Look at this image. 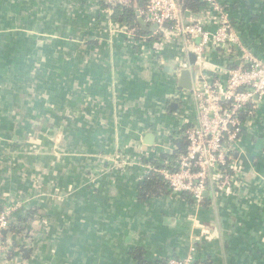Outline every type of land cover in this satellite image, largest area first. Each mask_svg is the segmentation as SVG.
Listing matches in <instances>:
<instances>
[{"label":"crops","instance_id":"1","mask_svg":"<svg viewBox=\"0 0 264 264\" xmlns=\"http://www.w3.org/2000/svg\"><path fill=\"white\" fill-rule=\"evenodd\" d=\"M220 1L242 44L264 59V0ZM0 8V24L7 28L0 33V83L12 94L0 114L19 111L14 127H0V201L31 197V205L44 198L37 204L43 221L31 233L37 246L30 258L14 251L12 259L0 257V264H136L129 254L133 247L142 248L147 261L173 253L182 258L192 238L214 264H264V189L259 205H250V197H226L192 211L181 198L136 202L144 169L135 154L140 148L169 152L171 133L191 109L181 99L169 104L180 91L170 61L182 58L190 65L191 52L184 54L179 40L163 43L164 62L157 60L153 39L131 46L101 0H5ZM206 59L211 71L224 62L214 54ZM195 62L196 57L194 75ZM16 68L22 77H8L6 71ZM29 115L42 135L34 142L38 155L32 163L26 160L29 149L23 154L24 143L15 137L20 132L24 138L20 126ZM149 134L152 146L144 143ZM13 144L23 145L21 151L15 153ZM115 155L130 157L117 167ZM235 158L264 177V169L251 165L258 159L264 168V101ZM88 171L94 191L86 190ZM10 240L2 241L6 250Z\"/></svg>","mask_w":264,"mask_h":264},{"label":"built area","instance_id":"2","mask_svg":"<svg viewBox=\"0 0 264 264\" xmlns=\"http://www.w3.org/2000/svg\"><path fill=\"white\" fill-rule=\"evenodd\" d=\"M198 1L205 3V9L195 14L188 12L190 16L185 17L178 0H146L136 13L147 28L153 25L157 28L139 39L132 29L120 25L131 46L140 48L153 38L152 50L161 62H164L161 57L163 43L174 40L180 41L184 54L191 52L196 57L195 65L199 71L194 75L192 90H180L178 97H172L181 99L191 108L186 112L183 124L171 133L174 140L184 141L185 148L174 161V170L162 168L158 173L171 196L188 195L196 208L200 207L205 195H210L213 207L226 197H240V200L250 197L253 199L250 205H259L261 194L252 196L248 184L254 179L264 183V177L250 173L251 169L239 163L235 155L239 151L241 135L251 128L264 101V59L253 55L242 44L230 22L225 3L220 0ZM101 2L111 14L116 8L131 6V0ZM212 54L224 62L211 71L206 69V58ZM174 60L177 78L180 70H191V65L182 58ZM231 63L236 66L230 67ZM189 113H192L191 118ZM168 148L169 152L177 149L170 145ZM141 151L138 161L144 169L143 178L152 166L144 162L148 161L150 154ZM114 157L117 167H121L127 158L123 155ZM20 206L21 203L16 202L0 213V257L4 258L7 251L1 241L2 232L9 226L11 213ZM198 240L192 238L191 242ZM194 253L195 247L191 244L185 257H166L163 264H192Z\"/></svg>","mask_w":264,"mask_h":264},{"label":"trees","instance_id":"3","mask_svg":"<svg viewBox=\"0 0 264 264\" xmlns=\"http://www.w3.org/2000/svg\"><path fill=\"white\" fill-rule=\"evenodd\" d=\"M2 0H0L1 3ZM179 6L181 11L189 12L190 14L198 13L201 9H205V3H202L198 0H178ZM146 0H131V6L125 7V8H116L113 10L112 18L116 22H119L125 26H127L129 29H132L136 39H139L145 35H148V28L146 25H140L137 21V13L136 11L138 9H141ZM1 5V4H0ZM2 10V8H0ZM158 37V36H157ZM153 39V38H151ZM16 56V55H15ZM13 57L12 59L15 62V66L20 64V59L18 57ZM11 60V61H12ZM236 66L235 63H231L230 67ZM14 69H12L13 71ZM7 72V71H6ZM170 100L178 103V100L170 98ZM169 100V101H170ZM167 113L173 114L174 111L169 108L167 105ZM176 115L178 114L175 113ZM176 131V130H175ZM246 132V131H245ZM242 136V135H241ZM168 145L172 147H176L177 149L174 151H163L159 152L157 154L151 155L149 157L148 161L150 165L152 166V170L147 172L146 175H144L143 178L139 179V182L137 183L136 187V202L139 204H147L157 199H163L166 198H181L183 201L188 205L189 210L192 211V209H196V206L194 205V201L191 199L188 195H181V196H171L169 188L162 180L161 176L158 173L159 169L166 168L170 170H174L176 164L174 161L178 157L180 153L183 152L185 148L184 141H178L174 140L170 137V143ZM20 144H13V150L19 151ZM12 149V145L10 146ZM21 151V150H20ZM259 160L256 159L254 163H251V165L257 169L258 171H262L264 168L259 165ZM257 171V172H258ZM91 172V171H90ZM90 172L88 171V178ZM85 173H87L85 171ZM86 190L88 191H94L97 187L94 184V180L91 181L89 178L88 183H86ZM51 191V190H50ZM43 195V194H42ZM36 198V197H35ZM31 200V197H18L17 200L14 199L13 202L6 203L5 200L0 201V213H2L7 208H10L11 206L15 205L16 202H20L22 205L18 207L16 211H13L11 215L9 216V226L6 229V233L4 236H2L1 241L8 242L10 240L11 236V248L6 251L5 258L6 259H12L14 251L19 252L24 259H29L32 255L33 249L36 248L37 245H34V239L31 237V233L37 234L35 225L42 220L43 221V214L40 211L39 200H44L43 197L36 198V202H33L31 205L29 201ZM50 200V199H49ZM29 204V205H28ZM210 206H213L212 199L210 195H206L202 204L200 205V210L208 209ZM9 238V239H8ZM24 240H28L27 242H30L31 245L27 246L25 244ZM191 244L195 247V253H194V260L192 264H214V258H212V255H205L203 252L202 244L200 245L199 242H191ZM190 244V245H191ZM129 254L131 255L132 259L136 262V264H163V260L166 258H163L161 260H154V261H147L144 256V250L140 247H133L129 250ZM168 257H174V258H181L173 253V255H170Z\"/></svg>","mask_w":264,"mask_h":264},{"label":"rangeland","instance_id":"4","mask_svg":"<svg viewBox=\"0 0 264 264\" xmlns=\"http://www.w3.org/2000/svg\"><path fill=\"white\" fill-rule=\"evenodd\" d=\"M4 3H5V0H3L2 1V3H1V5H4ZM3 9V8H2ZM0 15H2V16H4L5 14H4V10H0ZM7 28L5 27V24H0V33L2 32V31H5ZM3 33V32H2ZM3 36V35H2ZM1 40V39H0ZM1 45V44H0ZM0 50H2V48H1V46H0ZM2 56H1V54H0V58H1ZM0 61H2V58L0 59ZM3 72H5V67L3 66V65H0V75H2L3 77H4V75H3ZM7 75H8V77H10V78H14L15 76H20V77H22V75H23V73H22V71L21 70H19L18 68H16V69H14L13 71H12V69H8L7 70ZM2 86V84L0 83V106H3L4 105V103H6L7 102V100H10V95H12L11 94V91H10V88L9 89H7V88H5V87H1ZM16 89V88H15ZM53 90V88L51 87V91ZM48 104V103H47ZM170 105H173L174 104V101H172L171 100V102L169 103ZM169 106V105H168ZM19 108V105H17L16 107H15V109H18ZM0 110H4L2 107H0ZM13 111H14V115H13ZM19 113V111L18 110H11V112H9L8 114L10 115V117H8L5 113L4 114H0V127H1V125H3V127H4V129L7 127L6 126V124L8 125V127L10 126V125H13V127H14V124H16V117H17V113ZM31 116H33V115H29V116H27V121L25 122V124L24 125H22V126H20V130H22V132H23V136H24V138L23 137H21V136H18V134L20 133V132H16L15 133V137L18 139V141L19 142H23L24 143V147H23V145H20L19 146V149L20 148H22L23 147V149H22V153L24 154V151L25 150H27V149H29V152L28 153H25V154H28V156L26 157V160L27 161H29L30 163H32V162H34V160L37 158L36 156L38 155L37 153H38V147L35 145V143L34 142H37V140H39L40 141V139L38 138V137H41L42 135L41 134H36L35 133V131L37 132V127L36 128H34V127H32V125H31V122L32 121H35L36 120V118H33V117H31ZM31 127V128H30ZM21 134V133H20ZM27 142H28V146L26 145L27 144ZM33 146V147H32ZM21 150V149H20ZM18 151H16L15 153H17ZM156 152L155 150H148V151H146V153L149 155L150 154V157H151V155H153L154 153ZM21 153V154H22ZM142 153V151H141V148H140V150L138 151V153H136L135 154V158H136V160H138V159H140L139 157H141V154ZM156 153H159V152H156ZM122 154V153H121ZM131 155V154H130ZM127 158L128 157H130V156H126ZM23 158V157H22ZM28 158V159H27ZM33 159V160H32ZM130 159V158H129ZM250 173H253V172H251L250 171ZM252 178V177H251ZM35 179H37L36 177H35ZM255 180V179H254ZM36 181V180H35ZM34 184V186H33V188L35 189V192H36V189H37V185H36V183H33ZM254 188L255 189H257V194H262L263 193V189H264V183H260V182H258L257 180H255V181H253V183H251V182H249V184H248V191L249 190H254ZM255 191V190H254ZM260 202H261V195H260Z\"/></svg>","mask_w":264,"mask_h":264},{"label":"water","instance_id":"5","mask_svg":"<svg viewBox=\"0 0 264 264\" xmlns=\"http://www.w3.org/2000/svg\"><path fill=\"white\" fill-rule=\"evenodd\" d=\"M138 15V13H137ZM185 17L189 16L188 12L184 13ZM138 22L140 23V25L144 26V23L141 19V17H139L138 15ZM157 28L156 25H153L152 27L149 28V31H154ZM194 60H195V55L190 53L189 54V63L190 65L194 64ZM172 63V62H170ZM165 69H168L167 67ZM172 71L175 70V63H172ZM193 81H194V72H192L190 69L186 68V69H182L179 71L178 74V81H177V88H179L180 90H184V91H191L192 90V86H193ZM153 140H154V135L153 134H149L145 137L144 143L152 146L153 145ZM2 233H5V231H3Z\"/></svg>","mask_w":264,"mask_h":264}]
</instances>
